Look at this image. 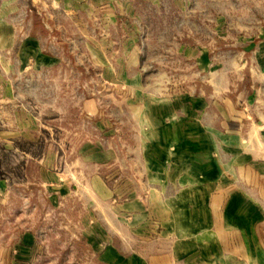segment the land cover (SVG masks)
I'll return each mask as SVG.
<instances>
[{"label":"rangeland","instance_id":"1","mask_svg":"<svg viewBox=\"0 0 264 264\" xmlns=\"http://www.w3.org/2000/svg\"><path fill=\"white\" fill-rule=\"evenodd\" d=\"M186 169L264 253V0H0V264L24 234L21 264H108L120 235L135 264L163 230L131 192Z\"/></svg>","mask_w":264,"mask_h":264},{"label":"crops","instance_id":"2","mask_svg":"<svg viewBox=\"0 0 264 264\" xmlns=\"http://www.w3.org/2000/svg\"><path fill=\"white\" fill-rule=\"evenodd\" d=\"M172 176L170 172L163 174V178ZM175 177L185 180V185L180 184L176 191L162 187L156 192L149 188L148 201L131 192L132 202L125 207L135 212L134 218L140 222L147 213L154 227L163 230L158 238L148 239L147 256L132 251L133 263L144 264L143 259H147V264H220L222 259L223 264H258L256 261L264 259L258 221L242 196L234 192L222 213L217 192L199 188L198 169H186ZM118 237L121 245L107 246L101 255L108 264H123L124 237ZM34 243L35 237L22 236L14 256L19 264L27 259L26 254Z\"/></svg>","mask_w":264,"mask_h":264}]
</instances>
